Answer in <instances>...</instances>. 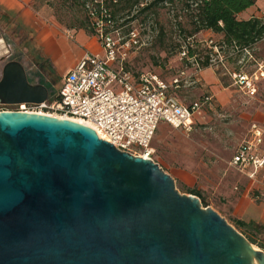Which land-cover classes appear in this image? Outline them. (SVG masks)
I'll return each mask as SVG.
<instances>
[{"label":"water","instance_id":"95a60500","mask_svg":"<svg viewBox=\"0 0 264 264\" xmlns=\"http://www.w3.org/2000/svg\"><path fill=\"white\" fill-rule=\"evenodd\" d=\"M48 97L21 61L3 65L0 104ZM0 264H264V249L152 158L80 122L4 110Z\"/></svg>","mask_w":264,"mask_h":264},{"label":"rangeland","instance_id":"374dc122","mask_svg":"<svg viewBox=\"0 0 264 264\" xmlns=\"http://www.w3.org/2000/svg\"><path fill=\"white\" fill-rule=\"evenodd\" d=\"M45 15L53 17L68 32L71 27H78L81 21L87 19L86 9L75 3L74 0H49ZM251 8L242 11L246 15ZM123 13L122 16H126ZM133 21L113 31V36L123 44L124 30L133 28L137 42L129 47L120 48L119 52H127L128 64L138 72L148 71L158 74L169 84L174 82L184 62L180 59L176 44L183 43L185 34L180 28H192V22L186 10L180 4L168 5L160 9L159 21L165 25L172 34V46L165 51L154 42L156 31L153 30L155 20L150 12L137 13ZM129 17H123L120 23L126 22ZM94 21V19H92ZM110 29H112L110 27ZM92 34L90 32H87ZM97 37V33L92 34ZM35 33L29 29L0 24V76L3 65L11 58L17 59L28 69L27 75L31 83H43L49 88V96L54 97L61 85L60 77L66 71V62L55 66L53 70L49 60L41 56L42 51L34 41ZM211 35L205 32L198 34L197 39H208ZM98 38V37H97ZM213 39H215L213 37ZM99 41V39H98ZM100 52L105 54L100 41ZM204 47V46H202ZM254 48V57L257 62L264 59V43L257 44ZM241 60V61H239ZM253 59H239L234 57L226 60L224 67L219 65V72H226L237 68L253 73L258 64ZM223 83H230L231 77L226 73L221 75ZM258 91L255 97H247L241 92L236 93L232 103L226 106H213L204 108L201 114H196L194 127L191 131L181 130L170 125L160 128L151 143L150 157L157 162L165 172L174 175L175 186L182 194H193L206 201L205 207H211L223 216L229 224L234 226L246 237L264 244V228L261 225H252L251 231L239 225L234 219L237 204L249 200L250 197L259 196L264 200L258 187L262 182L264 187V168L258 176V182L252 187H247V179L236 175L230 168V159L238 146L249 139L248 129L250 121L247 115L250 109L264 108V78L256 82ZM171 90L186 104L202 98L206 94L212 95L210 88L197 81L196 76L185 77L178 87ZM184 170L193 174V179L188 182L179 178V171ZM260 182V183H259ZM238 184V189H234ZM220 186V187H219ZM256 228V231L254 230ZM258 246L257 244H254ZM259 247V246H258ZM263 249V248H262Z\"/></svg>","mask_w":264,"mask_h":264},{"label":"built area","instance_id":"2783aa9c","mask_svg":"<svg viewBox=\"0 0 264 264\" xmlns=\"http://www.w3.org/2000/svg\"><path fill=\"white\" fill-rule=\"evenodd\" d=\"M262 1L260 18L264 19ZM92 17L105 54L86 53L65 74L54 97L49 96L40 103L0 104V111L33 112L83 120L95 129L100 138L118 149L148 158L146 155H150L149 149L161 121L191 131L194 115L201 113L211 103L212 96L206 94L186 104L171 90L178 87L185 77L197 76L205 67L197 56H189L187 47L183 46L179 57L184 64L173 83L169 84L158 74L138 72L129 66L127 52H119L120 48L137 42L135 33L132 32L127 41L119 44L112 32L103 30L104 23L94 16V12ZM261 41H264V37ZM205 43L212 48L209 66L217 68L221 64L226 67V60L238 54H242L244 59L257 62L253 52L257 43L252 48H240L236 43L228 47L213 38L206 39ZM257 64L258 68L251 74L242 69L229 70L234 83L246 88L250 94L257 93L256 82L264 77V63ZM262 140L261 128L253 123L250 138L238 146L229 162L230 166L242 173L249 168H253L254 173L263 168L264 153L260 150ZM254 173L249 176L252 177Z\"/></svg>","mask_w":264,"mask_h":264},{"label":"crops","instance_id":"0c3cea01","mask_svg":"<svg viewBox=\"0 0 264 264\" xmlns=\"http://www.w3.org/2000/svg\"><path fill=\"white\" fill-rule=\"evenodd\" d=\"M48 3L49 0H0V24L5 26H15L18 28L23 27L25 29H29L30 32H34V41L42 51L41 56L51 62L53 70L55 69L56 65L66 62V71L64 75L60 77V82H62L65 74L71 68H73L86 53H100L102 49L99 46L98 38L87 33L88 31L85 29L74 26L71 27V29H69L71 31L68 32L66 26L63 27L58 21L54 20L53 17L46 16L45 12L49 6ZM262 5L263 1L257 0L254 4V8L252 7V9L246 15L240 12L238 17L241 19H249L253 16L260 17ZM205 34L212 35V32L207 31ZM261 42L264 43V41ZM261 42L257 44H260ZM1 44L2 41H0V45ZM255 46L253 49L256 48ZM261 62L264 63V59H262ZM226 73H228V75L231 77L229 74V69H227L226 72L221 73L216 67L208 66L196 76V80L203 81V83L206 84L212 92L211 103L204 108H212L215 105L221 107L229 105L232 103L236 93L239 92L247 97L256 96V94L248 93L246 88L236 85L232 77L230 79V83H223V78H221V75H225ZM175 95L179 97L177 94ZM196 114L193 118V127L196 120ZM247 119L251 122L248 129L249 138L250 128L253 123H257L261 128L263 132V140L260 150L264 153V108H255L254 110L250 109ZM165 125L170 124L161 121L158 125L157 131ZM234 154L235 152L232 154L231 158ZM230 168L235 172L236 175L246 178L247 187L250 188L253 185H256L258 182V176L264 167L255 171V173L253 168H249L245 173L239 172L231 166ZM252 173H254V175L250 177L249 175ZM178 175L179 178L185 182H188L194 177L192 173L184 170L179 171ZM172 176L174 177V175ZM262 184L263 183L261 182L258 187L264 188ZM238 188V184H234V189L237 190ZM260 193L262 196H264V192L261 191ZM252 196L253 197H250L249 200L237 204V208L233 214L234 219L237 222L242 221L246 225H249V227H246L248 228L246 229V233L247 231H251L252 225L258 224L264 228V200L259 201L258 199L260 197L258 195L255 196L253 194Z\"/></svg>","mask_w":264,"mask_h":264},{"label":"trees","instance_id":"16d2710c","mask_svg":"<svg viewBox=\"0 0 264 264\" xmlns=\"http://www.w3.org/2000/svg\"><path fill=\"white\" fill-rule=\"evenodd\" d=\"M75 3L82 5L87 11V19L80 22L78 27L95 34L97 33L96 22L92 21V12L94 16L103 24L105 32H113L125 24L133 21L137 13L150 12L155 20L153 30L156 31L154 42L161 49L167 51L168 46L173 47L172 34H170L165 25L159 21L160 9L168 5L180 4L182 9L186 10L192 22V28L187 30L180 28L185 34L183 43L176 44L178 53L183 46L188 49L189 56H197L203 67L210 64L212 48L206 43V39H197L198 34L210 31L212 37L218 42L225 43L228 47L234 43L240 48L253 47L264 37V19L253 16L249 19H241L238 14L247 8L253 6L257 0H74ZM127 13L126 16H122ZM129 17L126 22L120 23L121 18ZM109 24L107 25V22ZM110 27L112 29H110ZM133 28L124 30V40L128 39L133 32ZM204 46V47H202ZM242 54L237 55V59ZM236 58V57H235ZM233 60V58H231ZM130 66V65H129ZM132 67V66H131ZM133 68V67H132ZM135 70V68H133ZM240 71L239 68L235 69ZM137 71V70H136ZM196 194V193H193ZM203 200V206H206ZM239 225L249 227L244 222L239 221ZM256 231V228L254 229ZM248 238V237H247ZM253 244H257L264 249V244L248 238Z\"/></svg>","mask_w":264,"mask_h":264},{"label":"bare ground","instance_id":"6f19581e","mask_svg":"<svg viewBox=\"0 0 264 264\" xmlns=\"http://www.w3.org/2000/svg\"><path fill=\"white\" fill-rule=\"evenodd\" d=\"M38 114H39V113H38ZM50 116H51V115H50ZM57 117H59V116H57ZM60 118H65V119L73 120V121L80 122V123H83V124H86V125H87V123L84 122L83 120H79V119H70V118H68V117H60ZM146 157H150V155H146Z\"/></svg>","mask_w":264,"mask_h":264},{"label":"flooded vegetation","instance_id":"af4514ba","mask_svg":"<svg viewBox=\"0 0 264 264\" xmlns=\"http://www.w3.org/2000/svg\"><path fill=\"white\" fill-rule=\"evenodd\" d=\"M13 59H14V58H11V59H9L8 61H10V60H13ZM16 60H17V59H16ZM8 61H7V62H8ZM25 68H26V67H25ZM1 70H2V69H1ZM26 71H28V69H27V68H26ZM0 77H1V76H0Z\"/></svg>","mask_w":264,"mask_h":264}]
</instances>
